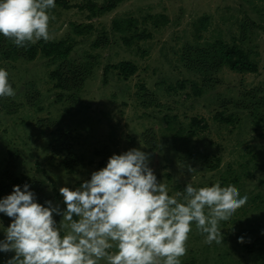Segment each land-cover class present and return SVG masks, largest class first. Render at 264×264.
<instances>
[{
  "label": "rangeland",
  "instance_id": "374dc122",
  "mask_svg": "<svg viewBox=\"0 0 264 264\" xmlns=\"http://www.w3.org/2000/svg\"><path fill=\"white\" fill-rule=\"evenodd\" d=\"M88 1L109 0H66L67 7L48 10L55 16L48 41L73 44L67 65L69 75L75 70L79 78L77 87L55 86L51 71L62 59L0 56L16 93L0 97V180L34 177L45 188V201L63 208L60 187L74 190L113 153L141 148L152 153L150 167L169 195L183 192L188 181L197 188L219 181L248 197L220 223L219 245L206 244L193 222L182 264H264V119L235 105L249 90L264 103V0H118L111 10L91 15L84 6ZM129 17L137 33L145 29V39L125 43L124 33L110 30L113 20ZM78 24L91 25V31L77 34ZM100 36L106 43L93 48ZM217 39L243 48L257 70L223 66L203 81L204 74L186 67L183 51ZM121 61L134 64L135 71L104 73L106 65ZM259 111L263 115L264 109ZM221 115L232 120L221 122ZM192 118L206 127H193ZM61 133L64 148L55 153ZM185 164L194 169L191 174ZM9 223L0 216V240ZM240 236L251 242L238 243ZM11 255L0 252V264Z\"/></svg>",
  "mask_w": 264,
  "mask_h": 264
},
{
  "label": "clouds",
  "instance_id": "9594fccd",
  "mask_svg": "<svg viewBox=\"0 0 264 264\" xmlns=\"http://www.w3.org/2000/svg\"><path fill=\"white\" fill-rule=\"evenodd\" d=\"M55 7V0H0V34L16 47L47 42L55 20L48 10ZM8 77L0 68V97L16 95ZM151 155L141 148L113 153L79 187L59 188L63 208L37 202L28 183L14 185L0 198V213L11 221L0 240V252L13 254L5 264H182L193 222L206 244L223 243L220 223L246 205L247 195L219 181L198 188L188 181L183 192L169 195ZM185 170L194 169L185 164Z\"/></svg>",
  "mask_w": 264,
  "mask_h": 264
},
{
  "label": "trees",
  "instance_id": "16d2710c",
  "mask_svg": "<svg viewBox=\"0 0 264 264\" xmlns=\"http://www.w3.org/2000/svg\"><path fill=\"white\" fill-rule=\"evenodd\" d=\"M118 0H109L102 5L94 3L92 1H88L84 6L90 11V15L103 13L105 11H109L115 7ZM55 3L62 6L67 7L68 3L66 0H55ZM82 8V5L79 6ZM163 23L167 21L166 16H162ZM136 22L133 18H127L123 20H113L111 31L114 33L122 32V40L125 43L131 42V38L145 39L147 34H145V29L141 32L137 33L138 26H135ZM76 28V33L84 36L85 30L91 31V25H74ZM86 31V33H87ZM107 31L102 29L100 31L101 36H107ZM129 33V36H127ZM91 34V33H89ZM98 37L91 44L93 48H99L104 46L106 43V39L104 38V42H102V37ZM73 44L67 42L66 40L59 41H47L45 42L43 39L36 43H27L26 47H16L11 39L5 38L2 34H0V56L4 59H17L23 58L26 60H34L38 56H42L48 58L51 61L61 60L62 64L59 65L56 69L51 71V76L56 80L55 86L60 89H73L77 87L79 82V78L75 76V70L73 74L69 75L70 68L68 67V62H70L67 58L69 57ZM183 59L186 60V67L191 70H195L204 74L203 81H209L210 76L208 73H216L223 66H227L231 70L235 71H249L255 72L257 70V65L249 58V54L243 49L238 47L236 44L227 45L224 41L217 39L215 41L206 43L205 45H196L194 49H186L183 51ZM108 68L117 69L123 76H127L132 74L135 71V65L126 61H121L118 64L114 65H106L104 68V73L108 71ZM74 75V76H73ZM73 76L72 81H70V77ZM205 79V80H204ZM10 83V81H9ZM253 90H249L248 92L242 93L241 101L236 103V107L243 108L245 110H249L250 115L254 118L260 117L262 120L264 119L263 115H260L259 108L264 109V103H260L256 101V93ZM61 96V95H59ZM252 99H251V98ZM264 97V96H263ZM69 98V96H68ZM221 114V113H218ZM216 117V116H215ZM221 122H230L232 119L225 118L222 115L220 116ZM264 121V120H263ZM200 121L197 118H192L190 125L193 127L205 128L206 123L200 126ZM61 136H65L63 133L60 134L59 138H57L56 143L53 147V152L61 151L63 146V141L59 140ZM70 147V145H68ZM66 160H68L66 158ZM107 162H104L106 165ZM28 183L31 185V189L37 195V202L44 204L45 202V188L42 183L34 178V177H15L10 181L6 182L4 180H0V198L10 194L12 192L14 185H23ZM4 214L0 213V216ZM10 219V218H9ZM11 222V221H10ZM10 224V223H9Z\"/></svg>",
  "mask_w": 264,
  "mask_h": 264
}]
</instances>
